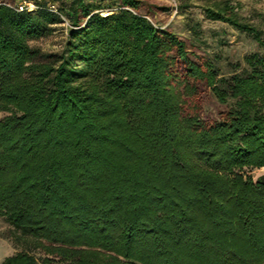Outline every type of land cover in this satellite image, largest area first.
<instances>
[{
	"label": "trees",
	"instance_id": "1",
	"mask_svg": "<svg viewBox=\"0 0 264 264\" xmlns=\"http://www.w3.org/2000/svg\"><path fill=\"white\" fill-rule=\"evenodd\" d=\"M13 5L0 0V217L21 250L0 264H264V184L246 175L264 167L261 32L226 2L203 10L263 50L228 105L204 48L162 27V1ZM62 17V50L39 61L28 41Z\"/></svg>",
	"mask_w": 264,
	"mask_h": 264
},
{
	"label": "rangeland",
	"instance_id": "2",
	"mask_svg": "<svg viewBox=\"0 0 264 264\" xmlns=\"http://www.w3.org/2000/svg\"><path fill=\"white\" fill-rule=\"evenodd\" d=\"M169 5L165 14L158 15L162 27L168 26L176 33L187 38H194L207 53L217 75L216 86L226 94V102L233 105L234 99L229 95L231 78L243 75L248 68L245 56L253 52H262L255 41L244 32H240L226 23L212 21L204 16L205 7H215L224 2L233 6L238 18L255 26L264 38V0H159ZM66 24L56 23L38 38L28 41L29 45L39 51V61L53 60L60 53L66 38ZM194 29H196L194 31ZM219 106L215 95L210 92L204 107V115H213ZM6 113L0 111V118ZM264 174V167L246 170V175L255 180ZM11 226L0 217V262L19 250L9 237ZM38 255V254H37Z\"/></svg>",
	"mask_w": 264,
	"mask_h": 264
},
{
	"label": "built area",
	"instance_id": "3",
	"mask_svg": "<svg viewBox=\"0 0 264 264\" xmlns=\"http://www.w3.org/2000/svg\"><path fill=\"white\" fill-rule=\"evenodd\" d=\"M41 0H14V5L13 8L16 11H35L36 9L39 8ZM46 9L53 12L57 13V7L54 2H47L46 4ZM64 20V18L62 17ZM63 24L67 25V22L64 20Z\"/></svg>",
	"mask_w": 264,
	"mask_h": 264
},
{
	"label": "water",
	"instance_id": "4",
	"mask_svg": "<svg viewBox=\"0 0 264 264\" xmlns=\"http://www.w3.org/2000/svg\"><path fill=\"white\" fill-rule=\"evenodd\" d=\"M254 182L260 183V184H264V174L258 176Z\"/></svg>",
	"mask_w": 264,
	"mask_h": 264
}]
</instances>
